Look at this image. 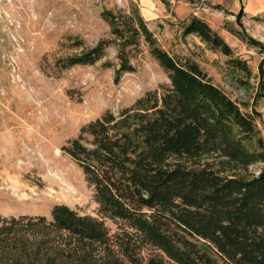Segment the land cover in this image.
Returning <instances> with one entry per match:
<instances>
[{
	"label": "trees",
	"instance_id": "obj_1",
	"mask_svg": "<svg viewBox=\"0 0 264 264\" xmlns=\"http://www.w3.org/2000/svg\"><path fill=\"white\" fill-rule=\"evenodd\" d=\"M117 12H104L114 37L77 41L65 66L94 64L114 45L119 81L146 45L169 80L62 145L93 186L97 215L64 203L50 217L0 213V264H264V135L255 110L199 63L163 48L138 9ZM183 32L234 55L201 17ZM231 60L251 73L247 61Z\"/></svg>",
	"mask_w": 264,
	"mask_h": 264
},
{
	"label": "rangeland",
	"instance_id": "obj_2",
	"mask_svg": "<svg viewBox=\"0 0 264 264\" xmlns=\"http://www.w3.org/2000/svg\"><path fill=\"white\" fill-rule=\"evenodd\" d=\"M133 8L138 9L131 0H0V213L50 217L54 204L64 203L97 215L93 186L62 145L107 109L130 106L169 79L146 45L132 60L135 70L119 81L114 45L94 64L65 66V61L80 49L77 41L89 46L114 37L104 12L129 14ZM211 19L207 22L233 48V56L197 35H185L181 23L153 32L173 55L199 63L244 110H255L264 135V89L258 85L264 25L240 13L216 12ZM231 57L247 61L251 73ZM33 107L37 115L45 112L42 121ZM151 250L145 247L144 255Z\"/></svg>",
	"mask_w": 264,
	"mask_h": 264
},
{
	"label": "crops",
	"instance_id": "obj_3",
	"mask_svg": "<svg viewBox=\"0 0 264 264\" xmlns=\"http://www.w3.org/2000/svg\"><path fill=\"white\" fill-rule=\"evenodd\" d=\"M138 7L139 13L146 20L148 27L156 29L179 26L198 16L213 23L211 15L219 12L240 13L250 19H260L264 25V0H131ZM205 2L204 4H199ZM215 12V13H214ZM226 18V17H224ZM260 23V22H259ZM183 29V27H181ZM180 28V29H181Z\"/></svg>",
	"mask_w": 264,
	"mask_h": 264
},
{
	"label": "bare ground",
	"instance_id": "obj_4",
	"mask_svg": "<svg viewBox=\"0 0 264 264\" xmlns=\"http://www.w3.org/2000/svg\"><path fill=\"white\" fill-rule=\"evenodd\" d=\"M29 108H31V107H29ZM32 112H33L32 114L35 116V118H36L37 121H42V120H43L42 116H43V115L45 116V112H44V111L42 112L41 115H37V114L35 113V107H33ZM33 115H32V117H33ZM29 116H30V115H29ZM29 118H31V117H29ZM44 119H46V118H44ZM29 120H31V119H29ZM48 120H49V119H48ZM31 121H32V120H31ZM45 122H46V121H45ZM42 123H43V122H42ZM34 124H35V123H34ZM36 125H37V124H36ZM47 125H49V124H47ZM34 126H35V125H34ZM28 127H30V126H28ZM28 127H27V128H28ZM36 127H37V126H36ZM36 127H35V128H36ZM27 128H26V129H27ZM31 128H32V127H31ZM40 128H41V127L39 126V129H40ZM13 129H14V128H13ZM29 129H30V128H29ZM29 129H28V131L31 130V129H30V130H29ZM24 130H25V128H24ZM35 131L37 132V130H35ZM35 131H34V132H35ZM13 132H14V130H13ZM20 132H21V131H20ZM31 132H32V131H31ZM21 133H22V132H21ZM25 133H26V132H25ZM14 134H15V133H14ZM17 134H18V132H17ZM22 134H23V133H22ZM35 135H36V134H35ZM35 135H34V137H35ZM21 136H22V135H21ZM21 136H20V137H21ZM30 136H31V134H30ZM38 136H39V135H38ZM43 136H44V135H42V137H43ZM40 137H41V136H40ZM33 139H34V138H33ZM33 139H32V140H33ZM36 140H37V139H36ZM43 140L45 141V139H43ZM34 141H35V140H34ZM41 141H42V140H40L39 143H40ZM42 142H43V141H42ZM42 142H41V143H42ZM41 145H42V144H41Z\"/></svg>",
	"mask_w": 264,
	"mask_h": 264
}]
</instances>
